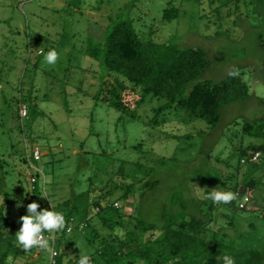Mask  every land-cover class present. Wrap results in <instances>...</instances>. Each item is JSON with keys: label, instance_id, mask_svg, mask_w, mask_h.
<instances>
[{"label": "rangeland", "instance_id": "1", "mask_svg": "<svg viewBox=\"0 0 264 264\" xmlns=\"http://www.w3.org/2000/svg\"><path fill=\"white\" fill-rule=\"evenodd\" d=\"M170 2L181 12L174 21L163 18ZM119 13L133 19L143 39L164 42L174 37L183 46L205 49L210 62L199 80L219 81L241 67L250 98L224 106L211 129L205 120L190 119L176 107L158 110L166 103L162 97L150 95L137 106L139 95L126 89L121 94L129 108H118L107 93L97 97L116 74L87 55V42L90 37L104 40ZM51 49L60 57L54 66L45 64L41 54ZM21 102L28 106L24 118ZM263 117L264 0H0V192L16 199L7 210L18 212V205L29 199L39 203L40 210H50L46 202L51 206L87 190L89 177L96 173L101 176L90 187V201H98L113 183L131 182L134 172L129 166L126 179L116 173L121 161L140 160L154 167L161 184L144 200L138 192L141 184L129 199L118 200L124 219L142 211L149 220H159L162 211H171L174 196L177 204L171 208L188 220L195 215L207 221L210 240L259 248L264 243V151L258 166L242 160L238 173L235 149L253 140L264 142L243 134L246 120ZM36 146L41 158L30 162L28 155ZM34 167L43 172L42 195L32 192ZM216 170L228 186L251 195L247 210L238 209V201L236 207L203 201L204 179ZM137 179L148 177L142 172ZM250 179L257 182L255 188L247 186ZM89 215L98 233L110 236L95 212ZM90 232L83 228L64 236L49 234L56 241L62 237L64 264L100 246L99 239L88 241ZM36 261L55 263L52 251L34 249L23 264Z\"/></svg>", "mask_w": 264, "mask_h": 264}, {"label": "trees", "instance_id": "2", "mask_svg": "<svg viewBox=\"0 0 264 264\" xmlns=\"http://www.w3.org/2000/svg\"><path fill=\"white\" fill-rule=\"evenodd\" d=\"M180 13V8L170 2L163 9V18L166 21H174L178 19ZM86 53L99 60L109 72L116 74L114 78L112 77L113 82L105 81L97 97L101 93L109 94L111 101L118 108L128 107L122 100L121 92L129 89L130 93L139 95L137 106L150 95L162 97L166 99V103L158 110L176 107L184 111L188 118L203 119L211 129H214L220 121L224 106L234 101H247L251 96L250 86L244 79V70L241 67L235 68L239 70V75L236 77L227 75L219 81L199 80L210 62L205 49L183 46L174 37L164 42L143 39L134 26L133 19L122 13H119L116 20L107 26L104 40L99 41L93 37L88 39ZM121 76L130 82L131 88L125 85L126 80ZM22 103L24 102L20 104ZM133 117L136 118L137 115ZM243 134L244 137H251L257 141L264 139V117L254 121L246 120ZM256 151H264V142L253 140L235 149V154L239 156V164L235 168L238 173L242 160H246L245 164L252 162L250 156ZM28 158L30 162L32 158L37 160L33 155H28ZM262 159L264 160V156ZM81 160L84 162L85 159L81 157ZM257 162L252 163L258 166ZM87 163L85 161L84 164ZM226 165L232 166L228 162ZM128 166L134 172L131 182L113 183L112 188L102 194L98 201H90V187L101 176L96 173L89 177L87 190L74 192L71 197L54 205L50 203L51 206L48 202L44 204L50 210L64 214L67 225L65 230L60 231L61 236L75 229L90 228L88 241L93 243L96 239L100 240V246L89 254L92 264L94 262L96 264H223L224 255L233 257L235 264L264 263V243L256 248L240 247L224 239L210 240L212 237H207L205 232L207 221L203 222L195 215L188 220L184 214L177 212V208H171L177 204L174 196L171 197V211H162L159 220H149L142 211L129 215L128 220L124 219V209L121 206H114L115 202L129 199L130 193L137 192L140 184L142 187L138 191L139 197L144 200L148 193L153 192L161 184V180L154 176V167L140 160L121 161L116 172L120 178H127ZM142 172L148 177L145 181L137 179V174ZM41 176L43 177V174L35 170L32 189L34 194H43L39 186ZM221 178V173L216 170L204 179L203 201H211L207 196L212 189L223 188V191H233L239 196L230 204L218 206L236 207L237 201L239 203L245 195H242L243 192L238 187L231 188L227 181ZM245 182L247 186L253 188L257 186L254 179ZM46 183L45 175L44 187ZM43 191L46 193L45 188ZM15 201L16 199L9 192H0V264H23L27 254L17 244L15 234L21 227L19 218L27 214L26 206L33 201L29 199L20 203L18 212L7 210V207ZM250 203L242 209L237 207L240 210H247ZM180 206L184 210V204L180 203ZM210 206L215 207L212 204ZM92 211L99 217L102 226L111 230L110 236L102 237V234L93 227L91 223L93 218L91 219L89 215ZM130 222L134 224L131 225ZM117 229L124 231L123 234L121 235L120 231L118 233ZM157 232L161 233L159 239L156 238ZM61 243L62 237H59L54 245L57 255L54 257L55 263L52 264H64L61 252L59 253ZM78 259L72 258L70 264H77ZM39 261L35 263L38 264Z\"/></svg>", "mask_w": 264, "mask_h": 264}, {"label": "clouds", "instance_id": "3", "mask_svg": "<svg viewBox=\"0 0 264 264\" xmlns=\"http://www.w3.org/2000/svg\"><path fill=\"white\" fill-rule=\"evenodd\" d=\"M41 54L44 56V63L47 65L54 66L60 58L59 53L55 49H51L47 53L41 50ZM228 75L236 77L239 75V70L233 69ZM238 196L239 194L236 192L214 188L208 194L207 198L214 204L220 205L230 204L237 200ZM26 209L27 214L19 218L21 227L15 234L17 244L26 253L31 252L33 249L51 252L52 244L50 243V238L46 237L44 233L54 234L65 230L67 221L64 214L48 209L39 210L40 205L35 201L27 204ZM119 231L117 229L118 233ZM222 259L223 264H235L234 258L230 255H224ZM77 264H92V261L89 255L81 253Z\"/></svg>", "mask_w": 264, "mask_h": 264}, {"label": "built area", "instance_id": "4", "mask_svg": "<svg viewBox=\"0 0 264 264\" xmlns=\"http://www.w3.org/2000/svg\"><path fill=\"white\" fill-rule=\"evenodd\" d=\"M28 114H29V112H28L27 104H25V103L20 104V115H21V117L22 118L27 117ZM261 156H262V152L261 151H256L250 156V160L252 162H257L261 158ZM33 157L35 159H37V160H39L41 158V152H40V149L37 146L34 148ZM243 161L245 162L246 160L243 159ZM34 168H35L36 171H39L40 173L43 174V172H41L38 168H36V167H34ZM34 181H35V177H34ZM250 200H251L250 196L249 195H245L243 197V199L238 204L239 208H241V209L245 208L248 205V203L250 202ZM115 206L119 207L120 206L119 202H115ZM68 230H70V228ZM44 235L46 237L50 238V243L52 244V259H54V257L57 255V251H56V249L54 247L55 242H56L55 236L50 237L49 233H47V234L44 233Z\"/></svg>", "mask_w": 264, "mask_h": 264}]
</instances>
